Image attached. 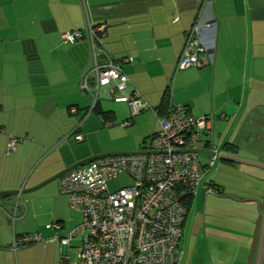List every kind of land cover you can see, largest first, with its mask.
Listing matches in <instances>:
<instances>
[{
    "label": "crops",
    "instance_id": "crops-1",
    "mask_svg": "<svg viewBox=\"0 0 264 264\" xmlns=\"http://www.w3.org/2000/svg\"><path fill=\"white\" fill-rule=\"evenodd\" d=\"M87 3L91 20L107 25L102 40L107 52L116 59L132 58L122 64L132 81L128 92L138 89L151 107L133 116L129 125H123L131 118L130 106L114 101L105 87L100 90L109 95L110 104L100 102L99 96L93 106L96 80L89 74L93 65L89 41L68 43L62 38L64 32L86 24L80 0H0V191H25L0 196V264H34L30 257L41 248L52 253L42 264H60L69 261L73 247L82 245V235L76 236L70 246L49 239L77 226L83 213L67 208L68 196L59 191L58 180L53 192L49 184L55 180H47L79 160L111 149L92 145L70 148L66 142L60 143L63 138L81 133L84 139H75L83 142L87 134L92 138L100 125L109 128L120 124L137 129L135 144L143 140L144 145L117 150L144 149L159 130L158 117H163L174 101L189 106L196 117L214 114V129L205 134V139L213 140L220 151L264 160V0ZM197 20L217 22L214 40L208 28L201 29L202 39L214 42L215 62L175 71L187 33ZM87 74L89 90L82 87ZM232 81L233 85L227 87ZM73 107L76 112L71 111ZM121 112L126 115L120 122ZM107 121L114 124L105 126ZM11 136L19 142L17 150L9 154ZM220 161L218 168L210 171L207 182L215 190L221 189L223 194L217 196L231 199L225 176L234 172L252 178L253 193L237 187L238 191L232 189L230 193L238 194L239 202L250 201L255 212L245 241L240 237L235 241V229L212 223L220 239L217 241L222 244L220 257L225 264H251L260 221L258 202L259 207L264 203V170L249 166L253 168L243 171L238 163ZM249 185L247 182L244 186ZM203 188L207 197L211 192ZM53 199L56 203L48 212L46 206ZM55 221L63 223V230L56 232L47 227ZM36 232L42 233L45 240L13 248L18 236ZM183 239L184 230L180 264L185 255ZM55 245L60 246L58 253L51 252Z\"/></svg>",
    "mask_w": 264,
    "mask_h": 264
},
{
    "label": "built area",
    "instance_id": "built-area-1",
    "mask_svg": "<svg viewBox=\"0 0 264 264\" xmlns=\"http://www.w3.org/2000/svg\"><path fill=\"white\" fill-rule=\"evenodd\" d=\"M86 16L83 28L62 34L65 42L87 39L93 65L89 74L96 80L92 93L93 106L99 99L100 88L111 91L116 102H126L131 118L145 108H150L143 94L134 89L122 64L132 58L116 59L106 50L103 38L106 23H94L89 15L87 0H80ZM208 28L214 40L215 20H197L189 29L175 71L192 66L202 67L215 62L214 42L204 41L201 29ZM87 74L82 87L91 89ZM71 111L76 112L75 107ZM159 130L149 139L145 153L113 154L97 158L79 166L58 179L59 191L68 196L73 209L83 213L82 221L64 234L56 233L49 239H58L70 246L78 235L84 241L77 249L75 261L60 264H180V248L184 225L189 209L187 200L197 195L201 186L216 190L207 182L218 154L208 156L204 163L198 148L219 151L205 134L214 129L215 116L196 117L189 106L171 101L163 117H158ZM113 121L105 122L111 126ZM84 134H77L83 140ZM19 138L10 137L7 153L17 150ZM126 175L128 182L112 188L110 182ZM59 232L60 221L47 224ZM45 240L42 233L20 235L13 248L28 246Z\"/></svg>",
    "mask_w": 264,
    "mask_h": 264
},
{
    "label": "rangeland",
    "instance_id": "rangeland-1",
    "mask_svg": "<svg viewBox=\"0 0 264 264\" xmlns=\"http://www.w3.org/2000/svg\"><path fill=\"white\" fill-rule=\"evenodd\" d=\"M233 82L234 81L228 83L226 82L227 87L228 86L231 87V85H233ZM99 96H100V102L106 104L107 106L110 104L109 102L111 101L109 95L105 93H101L100 90ZM91 107H92V103H91ZM125 115H126L125 112H121L120 114H118V119L120 122L123 119V117H125ZM92 116H95V114H93ZM97 129L98 130H95L92 138L89 139V136L87 134V138L83 142H78L72 136L66 139L63 138L60 141V143L66 142L65 145L66 147H70V148L72 147L75 149L85 148L86 146L92 145L96 148L98 147L109 148L111 149L110 151H119L117 149H127V148L134 149V147L139 148L144 145L143 140L135 144V140L138 138L139 135L137 129L130 130V127H122V125L120 124L114 125L113 127H109V128L100 125L99 128ZM201 159L204 162L208 161V157L204 154H201ZM220 162L221 161L218 158L216 160V164L213 170H216L218 168ZM239 166L243 168V171L244 169L253 168L243 164H239ZM255 171L261 172L258 171L257 169ZM223 172L221 173V175L224 174ZM236 173H240V172H236ZM225 177L228 183L230 184L227 185L226 192L230 194L231 199L226 195L217 196V194L215 195L213 193L215 191H209L208 189L207 190L211 193H209L208 196L206 197L207 191L205 192V189L202 186L198 190V195L195 198L194 204L190 206L188 220L184 226V239L182 243V248H184L183 255L184 252L185 255L182 264H225L220 257V249H222L221 246L222 244L217 241L220 239L214 233L213 225H212V223L214 222L215 223L219 222L222 225L224 224V226H227L229 229L230 228L235 229L236 230L234 231L236 232L234 235L235 241L236 238L238 237L242 238L245 241L246 238L249 236V229L251 228L250 217L254 216L255 214L252 206L250 205L252 203L250 201L239 202L237 200L238 198H240L238 197L239 195L230 192L232 189L234 191H238L236 189L237 187L242 189L243 191L253 193L252 190H250L253 183L252 178L239 177L234 175V172L230 173V175L228 174ZM126 182H128L127 176L121 175L119 178L112 180L110 182V185L112 188H115L117 185H121L122 183H126ZM247 182H249L250 184L249 186H247L248 188L244 186L246 185ZM55 184H56V180L49 184L50 186H52V192ZM57 192L59 191L56 185V193ZM245 197L248 198V196ZM55 203L56 202L54 201V199L48 202V205L46 206L48 212L52 211L53 205H55ZM67 208L73 210V208L69 204V201L67 203ZM250 210H253L252 213H250ZM58 248L60 249V246L55 245V248L53 247L51 252H57ZM47 252L48 250H46L45 248H41L38 251V253L30 257V262L34 264H42V261L43 259H45V257H47V259L51 257L50 254L52 253L47 254ZM77 253H78L77 249L73 247L70 251V255L68 256L69 261H75L77 259ZM228 258L225 257V259Z\"/></svg>",
    "mask_w": 264,
    "mask_h": 264
},
{
    "label": "water",
    "instance_id": "water-1",
    "mask_svg": "<svg viewBox=\"0 0 264 264\" xmlns=\"http://www.w3.org/2000/svg\"><path fill=\"white\" fill-rule=\"evenodd\" d=\"M196 151L202 154L212 155V156L218 154V158L220 160L253 166V167H257V168L264 170V160H260L257 158L244 156V155L234 153V152H227V151H220V150L217 152V150L210 149V148L209 149L208 148H202V149L198 148L196 149ZM145 152H147V150L140 149V150H129V151H110V152H104V153L92 155L82 160H79L75 162L74 164L68 166L67 168L61 170L60 172H58L57 174L49 178V180L47 181L50 182L53 180H58L65 173L79 166L85 165L88 162L95 160L97 158H101V157L113 155V154H134V153H145ZM23 192L25 191L24 190L0 191V196L19 194ZM213 193L215 195L218 194L217 192H213ZM258 209L260 213V221H259V227H258V232H257L255 250L253 253L251 264H264V203L262 207H259V202H258Z\"/></svg>",
    "mask_w": 264,
    "mask_h": 264
},
{
    "label": "trees",
    "instance_id": "trees-1",
    "mask_svg": "<svg viewBox=\"0 0 264 264\" xmlns=\"http://www.w3.org/2000/svg\"><path fill=\"white\" fill-rule=\"evenodd\" d=\"M170 95V94H169ZM226 148L227 149H229V150H233L232 148V146H226ZM233 151H235V150H233ZM217 191V193L220 195V194H223V192L221 191V189H217L216 190ZM186 204H187V206H188V209H190V206H191V204H192V198L191 199H189V200H187V202H186Z\"/></svg>",
    "mask_w": 264,
    "mask_h": 264
}]
</instances>
